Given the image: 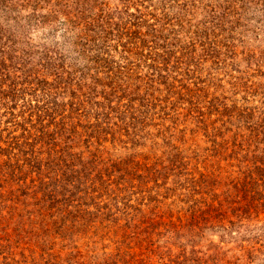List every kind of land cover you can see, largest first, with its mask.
<instances>
[{"label": "rangeland", "instance_id": "374dc122", "mask_svg": "<svg viewBox=\"0 0 264 264\" xmlns=\"http://www.w3.org/2000/svg\"><path fill=\"white\" fill-rule=\"evenodd\" d=\"M86 4L109 21L106 53L98 58L77 55L72 32L56 21L52 5H42V13L55 16L42 28L30 7L20 10L16 26L9 23L13 50L0 45V243H15L13 228L27 219L35 202L21 195L28 186L62 177L66 196L82 190L75 201L81 205L91 174L121 187L108 197L105 184L93 186L110 206L108 228L54 246L31 235L30 246L15 249L16 260L25 249L33 264L42 252L35 242H44L48 253L80 251L82 260L121 251L146 264H264L263 220L199 235L187 225L191 193L222 199L226 187L242 182L251 165L245 158L264 141V0ZM44 30L53 61L38 50ZM215 140L224 154L214 151ZM39 152L42 168L34 167ZM64 165L66 173L59 171ZM14 191L18 202L9 196ZM86 203L91 212L98 207L95 199Z\"/></svg>", "mask_w": 264, "mask_h": 264}, {"label": "trees", "instance_id": "16d2710c", "mask_svg": "<svg viewBox=\"0 0 264 264\" xmlns=\"http://www.w3.org/2000/svg\"><path fill=\"white\" fill-rule=\"evenodd\" d=\"M42 5L47 7L48 5H52L53 8H56V10L53 9L59 15L56 21L61 25H66L72 32L71 44L79 47L77 52L79 57L90 60L91 58L87 54L91 53L95 58H98L101 54L106 53L102 48V44H104L103 46L106 45V37L109 33V21L104 16L96 15L97 12H95L94 7H89L86 4L82 8V0H0V42L5 40L4 44L1 43L0 45H7V47H10V50H13V47L8 46L10 43L8 41H13V32L10 31L13 30V27L9 23L13 21L15 23L14 27L16 26L19 22L16 14L22 9L30 7L33 11L32 14H34L33 19L35 24L39 23L40 25L38 26H41V28L47 23H51V20H55V16L51 19V10H47L46 14L42 13L45 9ZM27 18L26 24L31 26L32 20H30V17ZM43 36L44 38L42 37L43 39L40 43L41 47L38 50H42L44 60L53 61L50 59L54 56L50 53L49 47L51 45L47 44L51 35L46 34L44 30ZM135 38L139 37L135 36ZM2 54L5 55L6 53L2 52ZM59 60L65 61L62 58ZM0 65H3V62ZM48 65H52V63L48 62ZM7 67L9 66L7 65L5 70H7ZM259 144L256 151L253 150L252 158H245L244 163L246 165L251 163V165L246 166L247 172L242 182L229 186L232 188L226 187L222 199L217 198L215 194L210 200L203 197L196 198L191 193L189 200L192 204L188 209L190 216L187 225L190 227V231L195 233L194 235H199L202 231L209 228L213 230L217 228L230 229L238 223H241L243 228H247L249 226L248 223L255 217L257 220L264 221V141L260 140ZM251 145L247 146V150L252 148ZM214 146L215 152L224 154V152H221L226 150L224 145L215 140ZM239 148L241 149V146ZM43 153L39 152L35 158L34 167L42 168L44 165L43 162L45 160L40 156ZM234 153L238 154L239 151H235ZM53 165H56L57 168L61 164L53 162ZM65 166H61L59 171L63 169L66 173ZM102 179V175L99 176V179L92 177L91 174L85 176V185L89 186L85 187L84 192H82L81 205L80 203L76 204L75 201H79L77 194L82 190L73 188L74 190L71 192V195L66 196L63 190L66 192L69 190H67V183L64 182L65 180L62 177H60V180L51 182H44L41 179L40 184H38L39 186L33 183L32 186L27 187V190H23L21 195L26 196L25 198L31 195V198L35 199V202L32 208H26L25 210L27 219L24 222L19 220L16 223L17 230L13 228V235L16 238L15 243L10 242L12 238L5 239L6 244L0 243V256L2 258L0 264H20V262L27 264L25 249H22L20 252L21 260H16L17 253L15 249L19 248V243L29 244L32 240L31 235L32 237L35 236L42 239L44 242L50 239L52 246H54L58 243V239H70L79 233H83L85 237L93 238L97 236V231L100 228H108L104 222L108 220L109 215L106 211H110V206L107 203L102 204L100 199L103 194L99 193L97 196H94L97 190L93 189L96 188L93 186L95 183L105 184L104 188L109 195L108 197L112 195L117 197L118 193L121 192V187L119 184H116V187H111V182L102 181ZM90 188H92L91 192L89 191ZM14 195L15 191L9 193V196L12 198L16 196L15 200L18 202L20 194ZM89 198L97 200L99 209L97 207L96 210L91 212L89 209L90 204L86 203ZM113 200L116 201V198H113ZM178 220H180V217ZM245 221L247 222L245 223ZM27 225L30 226L29 231L26 230L28 228ZM26 238L28 239L26 240ZM260 241L261 239H257L254 246H251L248 250L250 253L249 258L257 250L255 244H258ZM44 242H35V245L40 247L42 252L40 259H36L33 264H146L145 259H136V254H132L130 259H128L130 253L121 251H118L116 254L105 252L99 260H82L80 251H77L75 254L71 252L66 256H63L62 252L48 253L45 251ZM137 245L139 248H142L143 242H137ZM260 246H263V244L261 243ZM156 252V250L151 251V253ZM31 253L34 252L31 251ZM178 264H185V262L180 261Z\"/></svg>", "mask_w": 264, "mask_h": 264}]
</instances>
